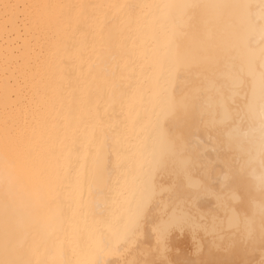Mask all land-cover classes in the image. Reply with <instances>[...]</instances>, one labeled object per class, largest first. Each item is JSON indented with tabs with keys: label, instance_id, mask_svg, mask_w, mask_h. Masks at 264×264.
<instances>
[{
	"label": "bare ground",
	"instance_id": "6f19581e",
	"mask_svg": "<svg viewBox=\"0 0 264 264\" xmlns=\"http://www.w3.org/2000/svg\"><path fill=\"white\" fill-rule=\"evenodd\" d=\"M0 264H264V0H0Z\"/></svg>",
	"mask_w": 264,
	"mask_h": 264
}]
</instances>
